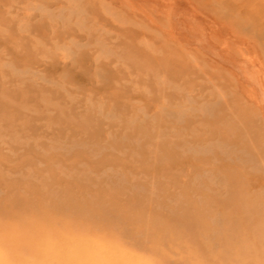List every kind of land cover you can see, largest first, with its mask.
Segmentation results:
<instances>
[{
  "label": "rangeland",
  "instance_id": "rangeland-1",
  "mask_svg": "<svg viewBox=\"0 0 264 264\" xmlns=\"http://www.w3.org/2000/svg\"><path fill=\"white\" fill-rule=\"evenodd\" d=\"M75 243L264 264V0H0V260Z\"/></svg>",
  "mask_w": 264,
  "mask_h": 264
},
{
  "label": "bare ground",
  "instance_id": "bare-ground-1",
  "mask_svg": "<svg viewBox=\"0 0 264 264\" xmlns=\"http://www.w3.org/2000/svg\"><path fill=\"white\" fill-rule=\"evenodd\" d=\"M34 236V235H33ZM36 237V236H35ZM50 238V237H49ZM85 242H87V241H85ZM115 243V242H114ZM10 244V243H9ZM65 244V243H64ZM95 244H96V242H95ZM68 245V244H67ZM4 246V245H3ZM32 246V245H31ZM54 247V246H53ZM70 253H69V256L71 257V259H68L67 260V258L65 257V260H60L61 262H63V264H85V260H84V258L85 257H87V256H89V255H91L92 253H94V254H96V255H99V256H96V257H101V256H103V250H102V248L101 247H93V245H91V244H87V243H75V244H71L70 245ZM68 248V249H69ZM105 248V247H104ZM42 249V251L43 252H45V253H48V252H50L53 248H52V245L50 244V243H46L45 244V242H44V246H43V248H41ZM26 250V249H25ZM25 250H23V251H25ZM114 250V249H113ZM68 251V250H67ZM105 251V250H104ZM3 251H1V253H2ZM11 252V251H10ZM52 252V251H51ZM50 252V253H51ZM56 251L54 250V252L53 253H55ZM1 253H0V256H2L1 255ZM18 253V252H17ZM133 253V252H132ZM8 254V253H7ZM20 254V253H19ZM5 255V254H4ZM57 255V259L59 258V256L61 255L60 253L58 254V252H56L55 253V256ZM176 255H178V254H176ZM54 256V257H55ZM3 257V256H2ZM9 257V256H8ZM93 257H94V255H93ZM61 258V257H60ZM69 258V257H68ZM102 258V257H101ZM7 259V258H6ZM5 259V260H6ZM33 259V258H32ZM64 259V258H63ZM97 259V258H96ZM100 259V258H99ZM139 259H141V257L139 258ZM186 259V258H185ZM70 260V261H69ZM110 260H111V258H109L107 261L108 262H110ZM104 261H106V260H104ZM140 261H144V260H138V259H129V261H128V264H141V262ZM5 262V261H4ZM4 262H2L1 260H0V264H3ZM152 262V261H151ZM39 263H40V261H39ZM118 263V262H117ZM190 263V262H189ZM4 264H7V262L6 263H4ZM93 264V263H92Z\"/></svg>",
  "mask_w": 264,
  "mask_h": 264
}]
</instances>
